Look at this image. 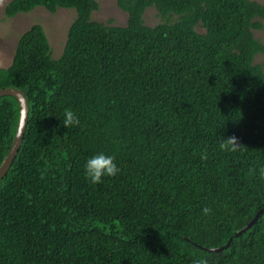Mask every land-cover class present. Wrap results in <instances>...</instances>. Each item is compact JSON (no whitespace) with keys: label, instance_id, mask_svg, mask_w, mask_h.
<instances>
[{"label":"trees","instance_id":"1","mask_svg":"<svg viewBox=\"0 0 264 264\" xmlns=\"http://www.w3.org/2000/svg\"><path fill=\"white\" fill-rule=\"evenodd\" d=\"M127 26L92 19L96 0H13L6 16L75 10L54 59L44 26L18 43L0 89L30 106L0 182V264H264V5L252 0H119ZM156 8L162 23L147 26ZM199 30H205L201 33ZM73 110L80 124L60 120ZM20 121L0 98V168ZM235 136L225 151L219 139ZM120 172L92 185L87 158ZM206 155V159H202ZM211 214L205 216L202 208ZM233 238L229 249L212 253Z\"/></svg>","mask_w":264,"mask_h":264},{"label":"rangeland","instance_id":"2","mask_svg":"<svg viewBox=\"0 0 264 264\" xmlns=\"http://www.w3.org/2000/svg\"><path fill=\"white\" fill-rule=\"evenodd\" d=\"M13 0H0V68H9L14 60L18 43L22 36L34 25L40 24L45 27L53 48L54 59L59 58L64 51L71 26L73 25L77 12L75 10L60 9L52 14L43 7L36 8L30 13H21L15 18L6 16V7ZM100 8L92 19L96 22L114 26H127L128 14L122 11L118 5L119 0H96ZM264 5V0H252ZM145 23L147 26L155 27L162 23L156 8L146 11ZM264 24V21H263ZM204 33L205 30H199ZM257 39L264 43V27L262 30L254 31ZM264 56H259L257 62H263Z\"/></svg>","mask_w":264,"mask_h":264},{"label":"clouds","instance_id":"3","mask_svg":"<svg viewBox=\"0 0 264 264\" xmlns=\"http://www.w3.org/2000/svg\"><path fill=\"white\" fill-rule=\"evenodd\" d=\"M63 127L71 128L78 126L80 120L78 115L71 109H65L63 116L59 119ZM219 146L225 151H236L240 145L235 136L219 139ZM206 159V155H202ZM84 176L92 185L102 183L106 177H115L120 172L114 155L98 152L87 158L83 165ZM202 213L207 216L211 214L212 209L208 206L202 208Z\"/></svg>","mask_w":264,"mask_h":264},{"label":"water","instance_id":"4","mask_svg":"<svg viewBox=\"0 0 264 264\" xmlns=\"http://www.w3.org/2000/svg\"><path fill=\"white\" fill-rule=\"evenodd\" d=\"M14 97L18 100L20 105V121L17 129V134L13 142V146L10 150L9 155L5 159L3 165L0 168V182L3 180V178L7 175L9 170L11 169L19 150L22 147L24 137L27 131V127L29 124V116H30V106L29 101L25 93L19 89L16 88H7V89H0V98L2 97ZM264 213V209H262L256 217L250 222V224L241 232L237 233L235 237H239L240 235L246 233L250 229L254 227V225L258 222L261 215ZM233 242V238L229 241V243L219 249H207L209 252L212 253H222L224 250L229 249Z\"/></svg>","mask_w":264,"mask_h":264}]
</instances>
